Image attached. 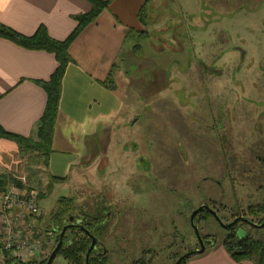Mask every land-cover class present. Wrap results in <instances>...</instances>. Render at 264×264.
I'll return each mask as SVG.
<instances>
[{
    "label": "rangeland",
    "instance_id": "1",
    "mask_svg": "<svg viewBox=\"0 0 264 264\" xmlns=\"http://www.w3.org/2000/svg\"><path fill=\"white\" fill-rule=\"evenodd\" d=\"M146 14V37L130 39L122 52L139 45L127 65L138 93L127 100L106 157L74 188L50 185L42 159L30 161L32 154L8 172L43 193L40 236L58 197L73 199V215L109 202L99 245L107 264H132L143 250L150 264H173L199 249L189 223L197 207L226 224L264 201V0H154ZM204 216L193 220L203 252L184 264H225L210 256L215 251L229 264H256L233 262L221 244L225 231ZM251 235L264 241L262 228ZM52 264L68 263L55 256Z\"/></svg>",
    "mask_w": 264,
    "mask_h": 264
},
{
    "label": "crops",
    "instance_id": "2",
    "mask_svg": "<svg viewBox=\"0 0 264 264\" xmlns=\"http://www.w3.org/2000/svg\"><path fill=\"white\" fill-rule=\"evenodd\" d=\"M104 1L107 6L67 48L71 62L62 75L51 152L43 164L50 185L71 184L74 188L83 172L89 173L106 157L110 138L123 121L127 100L138 93L137 82L127 69L135 56L134 45L123 58L122 52L130 39L146 37V12L154 0ZM89 9L84 0H0V24L23 36L42 26L50 38L62 41L75 27L72 17ZM140 13L143 17L138 18ZM55 67L52 54L26 50L0 38L3 131L35 140L36 124L45 105L44 92L36 82L46 81ZM109 74L112 88L106 86ZM32 155L29 160L38 162V156ZM22 157L14 142L0 139V174L20 169ZM210 256L229 264L220 251Z\"/></svg>",
    "mask_w": 264,
    "mask_h": 264
},
{
    "label": "trees",
    "instance_id": "3",
    "mask_svg": "<svg viewBox=\"0 0 264 264\" xmlns=\"http://www.w3.org/2000/svg\"><path fill=\"white\" fill-rule=\"evenodd\" d=\"M84 1L89 4V11L85 14H79L72 17L75 22V27L62 41L50 38L42 26H39L32 35L23 36L0 24V38L6 39L26 50H37L50 53L56 61V67L50 74L49 78L46 81L36 82L44 92L45 105L36 124L35 140L9 134L0 128V139H7L14 142L20 155L35 154L39 159H42L44 166L46 158L51 152L52 129L60 98V83L62 75L66 65L71 62L67 53V48L78 33L86 25L91 23L108 3L104 0ZM140 17H143L141 13L138 15V18ZM142 35H145V32H143ZM140 37L138 38L141 39ZM133 48L137 51L139 45L135 44ZM106 86L112 88L110 74L106 79ZM10 184L21 188L25 187L12 178L9 173L0 174V186L5 187ZM42 196L43 193L37 194V198L39 199ZM76 210L77 212L73 215L72 212L74 211V207L73 199L71 197H58L55 202V209L49 217L47 226L48 233H51L50 238L52 240V245L50 247H54L61 228L69 223L68 219L71 217V222L79 224L95 238L94 249H92L88 255V264H107V254L104 249L99 247V245L102 244L101 242L106 235L112 216L110 215L111 212L108 206H105L103 201L100 200L81 209L78 207ZM248 213H251V210H249ZM204 214L208 215L206 212L202 211L197 213L193 219L194 222L195 220L198 221L199 219H205ZM89 242L88 237H86L82 231L78 229H67L63 234L62 245L57 251L56 256H60L68 264H84V255L89 246ZM221 244L233 262L238 263L254 258L256 264H264V241L260 238L238 240L233 234H231L226 236ZM47 256L48 254H46L40 261L30 260L25 262L7 258L4 264H44ZM187 259L188 258L180 264H184ZM132 264H150V260L145 259L144 252L141 251V256L133 261Z\"/></svg>",
    "mask_w": 264,
    "mask_h": 264
},
{
    "label": "built area",
    "instance_id": "4",
    "mask_svg": "<svg viewBox=\"0 0 264 264\" xmlns=\"http://www.w3.org/2000/svg\"><path fill=\"white\" fill-rule=\"evenodd\" d=\"M14 179L24 186L23 178ZM37 202V192L31 188L0 186V264L7 258L37 261L48 253L45 245L52 243L51 233L44 237L37 231Z\"/></svg>",
    "mask_w": 264,
    "mask_h": 264
},
{
    "label": "flooded vegetation",
    "instance_id": "5",
    "mask_svg": "<svg viewBox=\"0 0 264 264\" xmlns=\"http://www.w3.org/2000/svg\"><path fill=\"white\" fill-rule=\"evenodd\" d=\"M135 147H133V148H135ZM140 195H138V196H140ZM108 203L109 202H107V203L103 202V204L105 206H108L109 205ZM135 205H132L134 211H136L137 208H138ZM209 210L214 214V216L209 214L207 211H202V212H206L211 218H213L214 221L219 225V227L221 229H223L221 227V225L222 226H226V225L231 224V226L228 229H223L225 231V235H224L223 239L221 240V242L224 240V238L226 236H229L231 234H233L234 237L236 239H238V240H240V239L250 240L251 238H255L254 236L251 235L252 231L256 232V231H258V229H261V228H262V230H264V225L262 227H259L260 224L262 223L263 219H264V201H263L262 204H259V205H256V206H248L246 214L235 215V216L231 217L230 221H228L226 224L222 223L221 219L217 216V214L215 212H213L211 209H209ZM249 210H251V213H248ZM260 214H262V218L255 220L257 218V216L260 215ZM234 220H236V221L233 223ZM67 224H77V223H73V222L69 221V223H67ZM237 230H240V231L243 232V235H242L241 238H238L236 236V231ZM200 239H201L202 243L204 244V242H203L204 240H202V237H200ZM226 242H229V241H226ZM144 251H147V250H143V252ZM177 259H175L174 262Z\"/></svg>",
    "mask_w": 264,
    "mask_h": 264
},
{
    "label": "water",
    "instance_id": "6",
    "mask_svg": "<svg viewBox=\"0 0 264 264\" xmlns=\"http://www.w3.org/2000/svg\"><path fill=\"white\" fill-rule=\"evenodd\" d=\"M200 211H207L209 214H211V215L214 216V214H213V213H212V212H211L206 206H203V205L197 207V208H196L195 210H193V211L191 212V214H190V217H189V223H190L191 227H192L193 230H194V234H195V236H196V240H197V244H198L199 249H198V250H194V251H190V252H187V253L183 254L182 256H180V257L174 262V264H180L181 262H183L186 258L190 257L191 255H199V254H201V253L203 252V249H204L203 243H202V241H201V239H200V237H199V235H198V232H197L195 226L193 225V219H194L195 215H196L197 213H199ZM215 218H216V217H215ZM71 220H72V218L70 217V218L68 219V221H71ZM235 221H236V220H234L233 223H234ZM263 225H264V219H263V221H262V223L260 224L259 227H262ZM230 226H231V224L226 225V226H222V225H221V227H222L223 229H228ZM67 229H78V230L82 231L83 234H84L86 237H88V239H89L90 242H89V246H88V248H87V250H86V252H85V255H84V264H88V255H89L90 251H91L92 249H94L95 238H94L93 236H91V235H90V234H89V233H88L83 227H81V226L78 225V224H66V225H64V226L61 228V230H60V232H59V234H58L57 242L55 243V245H54V247L52 248V250L49 252V254H48V256H47V258H46L44 264H52V261H53V259L55 258L57 251L59 250V248H60L61 245H62L63 234H64V232H65ZM242 235H243V232H242V231H240V230H237V231H236V236H237L238 238H241Z\"/></svg>",
    "mask_w": 264,
    "mask_h": 264
}]
</instances>
